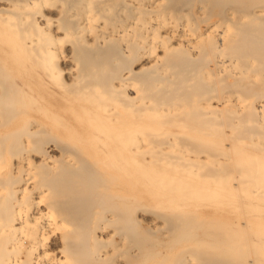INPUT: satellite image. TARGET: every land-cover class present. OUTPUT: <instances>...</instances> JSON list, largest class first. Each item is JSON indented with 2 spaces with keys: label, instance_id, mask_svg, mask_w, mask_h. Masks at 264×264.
I'll return each instance as SVG.
<instances>
[{
  "label": "bare ground",
  "instance_id": "obj_1",
  "mask_svg": "<svg viewBox=\"0 0 264 264\" xmlns=\"http://www.w3.org/2000/svg\"><path fill=\"white\" fill-rule=\"evenodd\" d=\"M194 261L264 264V0H0V264Z\"/></svg>",
  "mask_w": 264,
  "mask_h": 264
},
{
  "label": "rangeland",
  "instance_id": "obj_2",
  "mask_svg": "<svg viewBox=\"0 0 264 264\" xmlns=\"http://www.w3.org/2000/svg\"><path fill=\"white\" fill-rule=\"evenodd\" d=\"M140 185V184H139ZM203 203H202V205H204V206H207L208 207V205H206V203L208 204L209 203V201L207 202V201H202ZM206 202V203H205ZM210 205V204H209ZM201 207H203V206H201ZM208 216L207 215H205L204 213H198V214H194V223H196V224H201V223H203V222H209V223H211V224H214L215 225V223H219V220L217 219V218H214V219H212V218H207ZM204 219V220H203ZM163 228V229H162ZM160 229H162L163 231L165 230L164 229V226L162 225L161 227H160ZM160 231L161 230H158V233L157 234H154V237H156V240L158 241V240H161V235L159 234L160 233ZM166 231V230H165ZM162 232V231H161ZM148 234H145V233H142V236H144V237H146ZM148 237V236H147ZM153 239H155V238H153ZM155 242V241H154ZM194 263H197V262H195L194 261ZM198 264V263H197Z\"/></svg>",
  "mask_w": 264,
  "mask_h": 264
}]
</instances>
